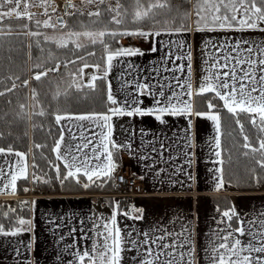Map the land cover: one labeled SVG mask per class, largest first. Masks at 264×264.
<instances>
[{
	"label": "snow or ice",
	"instance_id": "snow-or-ice-1",
	"mask_svg": "<svg viewBox=\"0 0 264 264\" xmlns=\"http://www.w3.org/2000/svg\"><path fill=\"white\" fill-rule=\"evenodd\" d=\"M82 3L96 7L94 10L90 8L87 12L89 23L81 21L79 27L74 28L64 17H71L77 13L83 16L85 13L72 0H66L59 14L54 0H0V40L12 35L36 38L33 43L24 44L28 49L24 54V63L35 60L32 65L33 75L30 79L23 80L13 75L0 77V85L4 86L3 90H0V97L14 92L17 88L27 89L31 81L36 82V86L31 89L33 111L31 114L25 112L29 105L26 102L20 103L21 112L16 118H27L31 121L33 116L51 117L53 126L59 128V135L51 147L54 159H48L40 151L48 147L46 144L34 143V147L41 158L47 161L49 167L54 169L55 179L61 186L71 180L85 189L93 184L102 187L115 178L114 174L119 167L118 154L121 151L133 154V149L131 142H117L113 139L114 118L152 117L160 125H167L168 117L184 118L187 126L181 130L183 135L176 139L181 141L179 154H183L185 163L191 166L194 153L187 150L194 147L193 117H197L211 121L214 126L215 134L209 143L217 158L214 163L220 165L214 170L213 175L214 188L219 191L226 183L222 146L226 126L221 116L224 110L238 126L243 139L241 147L245 150L242 155L254 160L255 167L250 170L251 181L255 184L261 183L262 176L257 169L264 171V39L214 34L245 32L264 34V0H196L194 6L191 0H180L179 3H174V0H82ZM32 8H39L41 12L33 13ZM40 14L47 18L43 21L34 19ZM54 14H57L55 21L52 19ZM13 16L28 23L19 26L15 32L11 26H3L4 20ZM193 25L197 33L206 34L201 37L203 75L195 90L192 83L190 43L184 39L170 41L157 39L163 36L183 37L192 32ZM41 27L51 29L53 34L40 31ZM40 37L43 39H39ZM126 38L129 39L128 46L122 43ZM136 39L150 41L151 52L158 50L157 43L167 51L161 57L160 68L153 69L157 73L155 84L141 82L137 77H133L132 81L124 82L120 97H117L113 94L111 82L107 81V77L114 62L119 66L128 60L129 68H134L135 65L128 58L145 54L140 48L132 45L131 41ZM33 44L41 54L46 52L44 45H53L58 50L71 53V56L60 60L52 49L48 48L46 56L34 58L31 53ZM97 46L101 55L96 62H89L88 57L96 56ZM173 48L180 49L181 54H174ZM7 59L10 66L16 63L12 55ZM185 59L188 61L186 76L185 65L175 63ZM169 60L172 61V66L167 65ZM62 65L65 69L70 65L75 66V69L61 72ZM88 68L93 71L85 80V69ZM161 70L171 72L173 75L160 76ZM57 73L60 75L55 76ZM181 76L185 78L181 80ZM45 78L48 90L42 93L38 87ZM5 79L11 81L10 86L5 84ZM97 81L107 82L105 111L73 113L62 106L63 102L70 99L78 101L85 98V89L95 92ZM127 88L132 90L128 91ZM205 94H211L204 100L207 110H196L193 96L203 97ZM42 95L44 99L41 98ZM145 98L151 103L146 105ZM27 99L26 95L25 101ZM45 100L48 101L47 106ZM8 103L11 104L12 101L9 100ZM242 115L247 118L251 130L256 133L255 143L245 129L244 121L240 119ZM39 127L43 128V123ZM74 127L79 130V136L72 131ZM51 130L49 127V134ZM65 131L70 134L68 142L65 141ZM144 134L141 130V136ZM231 134L229 131L228 135ZM24 135L27 136V133ZM3 138L4 133L0 132V139ZM75 140L79 142L71 143ZM156 142L148 141L152 147L147 154L138 157L140 160H151L149 168H154L158 162L168 163L169 160L179 158L178 154L165 160L164 154L171 150L172 144L166 145L160 141L159 147H156ZM144 146L145 142L141 139L139 147ZM31 151V148L27 152L16 150L12 144L7 147L0 146V156L4 157L3 161H0V195L17 196L20 192L28 193L33 190L19 184L20 181L32 185L51 183L52 178L40 168L35 156L29 164ZM9 156L14 159H8ZM61 166L64 169L63 173ZM182 168L183 165L176 166V173ZM164 171L163 168L158 169L156 175L159 176ZM184 174L188 179H193L186 170ZM227 183L231 184V181ZM34 206L35 201L29 200H19L15 206L0 205V237L15 238L31 233L34 227L33 217L21 213L31 212ZM119 215L143 219V209L133 207L130 212L121 211L119 202H116L113 214L109 218L100 217L93 222V227L89 229L94 231L93 236H89L88 232L81 228L80 239L82 241L91 239V245L77 246L74 235L77 229L71 228L69 234L73 236V244L65 246V251L71 248L72 251L68 254L73 259L65 264H122L125 252L138 254L131 258L136 264H196L195 242L189 228L182 227L179 232L158 229L159 235H155L153 231L137 232L136 236H133L132 232H124L119 227L117 220ZM233 219L237 224L235 228L232 226ZM219 222L224 228L219 229L215 236L209 237V244L204 253L208 258V264H264V212H257L254 217L246 220L230 206L223 210ZM49 223L54 225V229L63 226V220L57 224L54 218H50ZM83 223L84 221H80L81 225ZM21 244L27 252L32 251V240L16 241L17 246L14 249L16 257L22 255L19 247ZM17 264H32V261L25 257L23 262L18 260Z\"/></svg>",
	"mask_w": 264,
	"mask_h": 264
},
{
	"label": "crops",
	"instance_id": "crops-1",
	"mask_svg": "<svg viewBox=\"0 0 264 264\" xmlns=\"http://www.w3.org/2000/svg\"><path fill=\"white\" fill-rule=\"evenodd\" d=\"M206 34L197 33L195 26L191 33L185 34L183 37H168L163 36L158 40L170 41L176 39H184L191 45L192 51V83L195 90L203 75L201 46L203 41L202 36ZM216 36L231 35L235 38L249 37L257 40L264 39V34L259 32L245 33H217ZM135 47L144 51L143 56H135L128 58L135 65L134 68H129L128 60L121 63L119 66H114L107 77V81L111 82L112 92L115 96L120 97L121 86L125 81H132L133 77H137L141 82L156 83L157 73L153 69L160 68L161 57L167 51L161 44L157 43V51L151 52L152 43L146 40H136ZM187 48V43L185 45ZM174 54H181L180 49L173 48ZM177 65L183 63L185 65V76L187 75L188 61L178 60ZM168 66H172V61H167ZM160 76L171 77V72L159 73ZM181 76V80L185 78ZM144 77H149V80H144ZM86 78V77H85ZM87 80V79H85ZM131 91V88H127ZM207 95L193 96L194 107L196 110L205 111L206 104L204 100ZM217 103L218 101H213ZM151 101L145 98V104H150ZM220 103V102H218ZM167 125H160L152 117L141 118H114L113 123L115 130L113 139L117 142H131L133 154L128 151H121L117 156L119 167L117 170L125 168L132 174L138 175L144 182L146 193L134 198H124L113 195L115 192L106 190L87 191L76 190L74 188L63 190V192H46L40 191L39 195L34 197L35 201L33 210L28 212L26 216L33 217V231L25 233L19 237H0V264H17V261L23 262L25 257L31 259L32 264H65L73 257L69 256L68 252L72 251L68 248L65 251V246L73 244V236L70 235V229H77L74 234L76 237L77 246L91 245L92 240L82 241L80 239L82 232H88L89 236L94 235V231H89L93 227V222L98 218H109L114 211V205L119 202L121 211L131 210L133 207L143 209V219H131L124 215L117 217L119 227L124 232H132L136 236L137 232H155L159 235L158 229H166L170 232H179L182 227L189 228L192 232V238L195 242V259L196 264H208V258L204 254L206 246L209 244V237L215 236L219 229L224 228V225L219 221L222 219V212L226 208L232 206L242 219H251L257 212H264V185L255 190L243 191L232 184L225 183V187L219 191L214 188L213 175L214 170L220 167L214 163L216 157L213 154V147L209 141L214 136V126L211 121L205 118L193 117V144L194 147L187 151L193 152V162L191 166L185 163L183 154L180 153L179 145L181 141L176 139L183 135L181 131L187 126L184 118L168 117ZM66 123V122H62ZM87 124V122H85ZM141 130L145 133L141 136ZM79 136L77 128L72 129ZM134 133V135H133ZM65 141L70 138L69 132L65 131ZM170 138V139H166ZM141 139L145 142V146L140 148ZM156 140V147H159V142L163 141L166 145L172 144L170 151H166L164 159L169 156H177L178 159L169 160L168 163L163 161L156 163L154 168H149L151 160H140L139 155L147 154L152 147L148 141ZM173 141L175 143L173 144ZM78 140L71 143H78ZM154 156L156 154H153ZM159 159L158 157H156ZM4 157L0 156V161ZM8 159H14L9 156ZM29 164L32 163V156L29 155ZM183 165L182 170L176 173V166ZM165 169L159 176L156 175L158 169ZM187 171L193 179H188L184 174ZM83 182V181H82ZM19 183V182H18ZM94 185V188L98 187ZM104 184L102 187H105ZM81 185H79L80 187ZM92 186V185H91ZM30 188V184L28 186ZM23 195L9 196L0 195V199H16ZM140 215V213H133ZM50 218H54L56 223H61L63 226L59 229H54V225L49 223ZM80 221H84L83 225ZM232 226H237L236 220L233 219ZM63 236V240H61ZM143 237H140L142 239ZM244 239V238H242ZM32 240V251L29 253L24 249L23 244L19 245L22 255L16 257L14 249L17 246L16 241L28 242ZM138 255L135 252H125V259L122 264H136L131 258Z\"/></svg>",
	"mask_w": 264,
	"mask_h": 264
},
{
	"label": "trees",
	"instance_id": "trees-1",
	"mask_svg": "<svg viewBox=\"0 0 264 264\" xmlns=\"http://www.w3.org/2000/svg\"><path fill=\"white\" fill-rule=\"evenodd\" d=\"M196 0H194L195 2ZM85 15L80 16L79 13L69 17L65 16L64 19L68 22L71 27L78 28L81 21L85 24L89 23L87 19V12H84ZM36 19V18H34ZM41 21L45 20L44 15L37 18ZM193 19H195V13L193 12ZM28 23V21L12 17L4 20L3 26H11L14 30H18L19 26ZM33 30H35L33 26ZM42 32H50L51 29H39ZM36 38H26L22 35H12L6 36L3 40H0V77H7L8 75L19 76L21 80L25 78H31L33 75L34 69L32 67L35 60H30L27 64L24 63L25 52L28 51L24 47L26 43H33ZM39 39H43L40 37ZM124 46H128L124 44ZM46 52L41 54L35 48L33 44V48L31 50L32 56L35 58L37 56L47 55V49L51 48L52 51L56 54V56L60 60H64L71 56V53L66 50H58L53 45H44ZM12 55L16 60V63L13 65H9L7 57ZM101 55L99 50V46H97V54L95 57H88L89 62H96ZM75 66L70 65L68 69H65L63 65L61 66V72H67L70 70H74ZM53 74H50V76ZM57 73L55 76H59ZM55 78V77H53ZM20 83V80L17 81ZM5 84L8 86L11 85V81L5 79ZM33 86H36L35 81H31L27 87L25 88H17L14 92L7 93L6 96L0 97V132L4 133V138L0 139V146L7 147L9 144H12L14 149L19 151L27 152L29 148L32 149L31 156L36 157V162L40 165V168L47 172L48 176L51 179L50 184H39L38 188L40 191H46L50 193L54 192H63V190L67 189H76L83 190L79 184L74 183L69 180L66 181L63 186H61L60 182L55 179V171L53 168H50L47 161L41 158L40 153L35 149L34 143H42L46 144L48 147L41 149L48 159H54V154L51 151V147L54 144L55 140L59 135V128L53 126V122L51 117L48 118H40L33 116L31 121L27 118L18 119L17 114H20L21 110L19 108L20 103H27L29 105L24 111L31 114L33 111L32 99H31V89ZM3 85H0V90H3ZM38 90L42 93L48 90L47 79L45 78L38 87ZM106 92H107V82L105 81H97V89L95 92H91L90 90L85 89V98L80 100L70 99L66 102H63L62 106L66 108L68 111L73 113H84V112H102L106 110ZM27 95L28 99L25 101V96ZM210 96V95H207ZM44 99L43 95L41 97ZM11 100L12 103L9 104L8 101ZM218 103V102H217ZM48 101L45 100V106H47ZM222 122L226 126L224 129V135L222 136V146L224 148L223 157L225 163L223 165L224 168V179L226 182L229 180L231 184L243 191L255 190L260 186L264 185V171L257 169L261 173L262 181L259 184H255L250 179V170L255 167L254 160L251 157H245L242 153L245 151L241 145L243 144L242 136L239 132L238 126L235 124V121L227 113L226 110L221 112ZM240 119L245 123V129L248 131L250 137H252V142L255 143L256 133L251 130V125L247 122V118L245 116H241ZM43 123V128L39 127V125ZM33 125H37L34 127ZM51 127V134H49L48 129ZM231 131V135H228V132ZM27 133V136L24 133ZM11 133V135H9ZM230 153V156H229ZM64 172L63 167L61 166V173ZM19 184H24V186H28L23 181H20ZM87 191H95V190H106V191H114L113 180L106 183L105 187L94 188V185L85 189ZM23 192H20L19 195H23ZM15 206L16 202L19 200H23L20 198L14 199ZM28 212H25L27 215Z\"/></svg>",
	"mask_w": 264,
	"mask_h": 264
},
{
	"label": "built area",
	"instance_id": "built-area-1",
	"mask_svg": "<svg viewBox=\"0 0 264 264\" xmlns=\"http://www.w3.org/2000/svg\"><path fill=\"white\" fill-rule=\"evenodd\" d=\"M114 177L115 178L113 179V185L115 193L113 195L121 196L124 198H134L146 193V187L143 180L138 175L132 174L127 169L122 168L117 170L114 174ZM30 188L33 190L29 191V194L21 196V198L32 201L34 197L40 194L38 185L30 184ZM128 211L130 212V210ZM25 212L21 214L26 216Z\"/></svg>",
	"mask_w": 264,
	"mask_h": 264
},
{
	"label": "rangeland",
	"instance_id": "rangeland-1",
	"mask_svg": "<svg viewBox=\"0 0 264 264\" xmlns=\"http://www.w3.org/2000/svg\"><path fill=\"white\" fill-rule=\"evenodd\" d=\"M54 2H55V4L58 6V13L57 14H59V12H62V10H63V5L66 3V0H54ZM72 2L74 3V4H76L77 5V7H79V8H81V10L83 11V12H88L89 10H90V8L92 9V10H94V8L96 7V6H86L84 3H82V0H72ZM180 2V0H174V3H179ZM196 2V1H195ZM195 2H194V0H191V3H192V5L194 6L195 5ZM31 11L33 12V13H40L41 12V9H39V8H32L31 9ZM51 11V10H50ZM57 14H54L53 15V17H52V19H53V21H55V19H56V15ZM42 16V14H40V15H36L34 18H39V17H41ZM13 17H15V16H13ZM45 17V16H44ZM12 18V17H11ZM47 17H45V19H46ZM49 34H53L52 33V30L50 31V32H48ZM136 40H138V39H136ZM136 40H132L131 41V43L132 44H134V42L136 41ZM122 43L123 44H126V45H129V39H124L123 41H122ZM93 71V69H91V68H88V69H85V79H87V76L91 73ZM14 201L15 200H13V199H0V205H13L14 204Z\"/></svg>",
	"mask_w": 264,
	"mask_h": 264
},
{
	"label": "bare ground",
	"instance_id": "bare-ground-1",
	"mask_svg": "<svg viewBox=\"0 0 264 264\" xmlns=\"http://www.w3.org/2000/svg\"><path fill=\"white\" fill-rule=\"evenodd\" d=\"M63 1V0H62Z\"/></svg>",
	"mask_w": 264,
	"mask_h": 264
}]
</instances>
